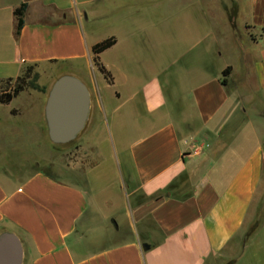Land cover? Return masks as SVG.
<instances>
[{"label": "crops", "instance_id": "1", "mask_svg": "<svg viewBox=\"0 0 264 264\" xmlns=\"http://www.w3.org/2000/svg\"><path fill=\"white\" fill-rule=\"evenodd\" d=\"M24 3L25 24L18 34L14 12ZM36 4L47 20L32 17ZM239 4L245 35L228 23V46L217 41V55L234 53L232 61L213 68L207 46L200 53L171 55L147 78L141 66L120 71L109 60L117 39L99 56L114 79L111 85L94 63L93 47L106 40L97 36L95 10L67 9L62 0H0V80L17 79L29 66L88 67L95 77L89 86L75 74L63 75L83 82L96 94L101 112L105 107L110 112L131 204L122 215L129 237L79 256L77 239L98 212L91 190L39 171L19 177L0 168V237L18 238L21 264H264V245H254L263 228L248 237L264 190V0ZM130 34L126 62L137 48ZM51 89L22 92L10 103L27 96L28 111L13 109L14 116H24L15 130L27 133L47 121ZM96 122L104 126V117L90 118L87 126Z\"/></svg>", "mask_w": 264, "mask_h": 264}, {"label": "rangeland", "instance_id": "2", "mask_svg": "<svg viewBox=\"0 0 264 264\" xmlns=\"http://www.w3.org/2000/svg\"><path fill=\"white\" fill-rule=\"evenodd\" d=\"M82 1L86 5H82ZM49 3L44 5L52 13ZM237 3L248 7V0H62L67 9L95 10L97 20L94 27L97 36L103 39L114 36L119 40L117 49L108 56L109 60L120 71L126 69L127 65L129 68L141 66L147 78L164 67L171 55L200 53L202 47L210 46L213 68L225 60L235 59V54L228 51L219 57L217 41L222 40L221 43H227L228 46L230 36L226 28L229 24L240 35H245L244 27L238 19ZM40 10V4L34 5L32 17L47 20L46 14ZM84 27L90 29L86 23ZM247 28L253 37L251 27ZM130 33L137 40V48L133 51L135 58L126 62L124 56L130 52L127 45ZM201 42L203 46H200ZM35 72L39 74L37 85L44 89L43 92L53 87L63 74H75L88 86L91 85V79L95 78L88 67L79 70L76 63H52ZM27 91L31 94L42 92L32 88ZM99 91L101 94L102 90ZM107 94H112V89ZM26 98L22 94L11 105L0 104V168L19 177H27L43 169L56 178L81 186L87 192L91 190L90 201L99 200L98 212L92 216L85 232L77 239L75 248L79 256L122 242L129 237L130 232L122 215L131 208V204L123 182L121 155L118 157L116 153L120 147L115 145L112 138L110 112L106 107L101 112L96 94L91 93L89 119L104 117V126L102 122L86 125L75 141L61 145L51 141L47 121H43V125L28 127L27 133L14 129L18 121L24 120V116H14L13 113L18 111L13 109L28 111ZM19 123L21 126L22 122ZM261 192L263 197L260 199L258 214L248 231L249 237L263 228L260 231L263 234L255 241L256 246L264 245V190ZM112 202L114 206L110 204ZM133 231L137 235L134 228Z\"/></svg>", "mask_w": 264, "mask_h": 264}, {"label": "water", "instance_id": "3", "mask_svg": "<svg viewBox=\"0 0 264 264\" xmlns=\"http://www.w3.org/2000/svg\"><path fill=\"white\" fill-rule=\"evenodd\" d=\"M91 93L79 79L65 75L50 91L45 114L48 133L55 144L67 145L84 131L91 112ZM6 253L10 255L6 259ZM22 248L13 235L0 237V264H21Z\"/></svg>", "mask_w": 264, "mask_h": 264}, {"label": "trees", "instance_id": "4", "mask_svg": "<svg viewBox=\"0 0 264 264\" xmlns=\"http://www.w3.org/2000/svg\"><path fill=\"white\" fill-rule=\"evenodd\" d=\"M28 4L24 3L20 7H18L14 14L18 20V34L21 32V30L24 27L25 21H24V15L27 11ZM117 43L116 37H110L98 44H96L92 52L94 54V63L98 67V70L104 75L106 80L112 85L113 84V78L111 73L101 64L99 56L106 50L110 49ZM231 68H227L224 71V77L223 84H227V77L230 75ZM39 78V74L35 72V66H29L26 68L25 73L18 77L17 79H7V80H0V104L8 105L10 104L15 98H17L22 92L27 91L28 89L32 88L34 90H40L44 91L43 88H40L39 85H37V81ZM15 83L13 87H11L12 83ZM39 172L44 173L47 176H51L48 172L45 170H40Z\"/></svg>", "mask_w": 264, "mask_h": 264}]
</instances>
